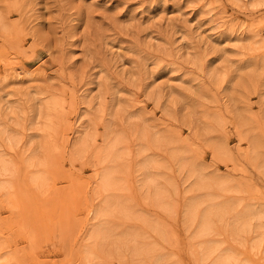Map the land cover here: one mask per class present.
Wrapping results in <instances>:
<instances>
[{"label": "rangeland", "instance_id": "1", "mask_svg": "<svg viewBox=\"0 0 264 264\" xmlns=\"http://www.w3.org/2000/svg\"><path fill=\"white\" fill-rule=\"evenodd\" d=\"M260 1L0 0V127L19 139L14 150L0 136L13 184L0 190V264H153L154 254V264H198V212L240 221L250 205L264 209ZM137 131L149 140L144 155L160 163L151 170L167 186L168 210L138 187ZM116 137L120 184L97 188L104 146ZM193 167L216 197L191 215L185 202L200 194ZM100 205L114 232L89 262L81 246L89 209ZM212 221L207 239L233 264H260L264 217L234 238L221 217Z\"/></svg>", "mask_w": 264, "mask_h": 264}, {"label": "bare ground", "instance_id": "2", "mask_svg": "<svg viewBox=\"0 0 264 264\" xmlns=\"http://www.w3.org/2000/svg\"><path fill=\"white\" fill-rule=\"evenodd\" d=\"M259 2H261V1L258 0V3ZM0 24H3L1 16H0ZM7 132L8 131H6L5 128L0 127L1 138L3 136L6 139L5 140L6 142H4V143H6V145H8L7 147H10L11 149L15 150L17 147L19 139H16L13 135L8 134ZM13 133H15V132H13ZM133 134L137 135V137H139V134L141 137L144 136L140 133V131H137L135 133L133 132ZM135 138H136V136H135ZM145 139L146 138H144V137L140 138V140L143 142L138 144L136 152H134L136 154V156H135V159L133 161V166L137 170V177H138L137 182L139 184L138 187L141 190V192L144 191L143 197L145 199H149V200L153 199L155 202H157L156 204H157V206L160 207V209H167L168 210V208H169L168 205H170V202H168L167 197H166L167 192H168L167 186L162 182L161 177L158 174L159 172H157L156 170H155L156 172L151 170V169L154 170V169L161 168L160 163L156 158H152V157H148V156L144 155L146 150L148 149L147 144H149V140L146 141ZM144 141H146V143ZM155 141H157V139H155ZM1 142H0V145H1ZM120 142H121L120 138L116 137L115 140H113L112 142H108L105 144L104 151H105L106 156L104 157V159L102 161V168L97 172V175H98V185H97L98 187L97 188L101 187V189L110 190L111 188L117 187L120 184L119 179L116 177V174H115L116 170L118 168L117 165H119L120 161H121V154H120V151L118 148V145ZM86 146H87V144H86L85 140H82V141L79 140L78 142H76L74 144L75 149H77L79 151L84 150L86 148ZM26 151H27V148L24 146L22 153L25 154V162L27 165L26 167L32 168V167H34V163H35V161L33 159L34 157L32 156L33 152H30V154H27V156H26ZM9 163H10V161L8 159H6L3 156V154H1V151H0V190L2 189L3 191H5L6 189H7L6 191H8V189H10L11 187L13 189L11 174H10L9 168H8ZM130 163H132V162H130ZM129 166H130V164H129ZM128 170L131 171V169H128ZM190 170H191V172L189 173V177L195 178L194 184H195V187H197V189L200 190V194H198L197 196H192V198H189L187 200V202H185V213L186 214H188V212H189V214H191L192 211H194V208L196 207V204L199 201L200 202L204 201V199L210 198L211 196L216 197L215 193L210 192L211 189H209L210 191H208L210 194L207 192H203L202 188H205V187L207 188V185L203 184V182H205L206 178L203 177L204 175L201 173V170L199 168L197 169L195 167L190 168ZM130 174L132 175L131 172H130ZM34 176L35 177L32 178V183L34 184V186H38V184L41 181L40 176L38 174H35ZM130 176H129V179H131ZM132 183H133V181L131 182V186H132ZM132 187H134V186H132ZM222 188L224 189L225 187L222 186ZM111 190H113V189H111ZM132 191H134V189H132ZM14 193L15 192H13V194ZM13 194L12 195L6 194L5 196L8 199L7 203L11 202L10 206H12V208L15 210L18 205L16 204L17 203L16 197L14 198ZM13 198H14V200H16L15 204L13 203V201H14V200H12ZM112 199L116 200V198H112ZM154 201H153V203H154ZM136 202H137V200H136ZM14 205H15V207H14ZM17 210H18V208H17ZM90 210H91L90 219L88 220L86 228H85L86 231H85V235H84V240L82 242L81 250H82V253H83L84 257L86 258V260L89 262H92L94 259V255H95L94 250L96 248V245L103 246L107 241H110L111 236H112L114 231L108 225V223H106V221H103V218L107 213V207L100 205V206H97L96 208H92V209L90 208L89 212H90ZM227 212L225 214L221 215L220 211H218L214 208H211V209H204L202 212H198L196 214L198 219L195 223V227H194V231L192 233L191 241L193 243V245H192L193 257L196 259V261H198V264H233V262H234L233 254L227 252L228 251L227 249H226V252L222 251L221 249H223V247H222L220 242H216L211 238L207 239V237L211 234L212 229H213V221H212L213 215H216V216L222 218V222H223L222 224L225 226V228L227 230L226 234L228 233V235L232 238H234L242 230H247L249 228H252L253 226H255V223L258 222V219H260L261 217H264V209L256 207L254 205H250V207L244 213L245 215H243L242 220H240V221H239L238 217L235 218L237 216L236 213H235V216H228V215H226ZM229 219H230V221H229ZM257 228H259V227H257ZM108 245H109V243H108ZM147 247H148V244L142 245V248L145 250L147 249ZM148 253H150V252H148ZM153 257H155L154 260H152L153 264L160 261V258L155 256V254ZM149 264H150V262H149ZM260 264H264V255L260 257Z\"/></svg>", "mask_w": 264, "mask_h": 264}]
</instances>
